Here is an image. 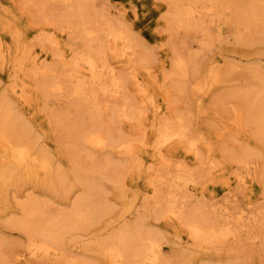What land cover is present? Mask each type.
I'll use <instances>...</instances> for the list:
<instances>
[{"label": "rangeland", "instance_id": "374dc122", "mask_svg": "<svg viewBox=\"0 0 264 264\" xmlns=\"http://www.w3.org/2000/svg\"><path fill=\"white\" fill-rule=\"evenodd\" d=\"M29 1L0 0V106L13 111L16 132H25L34 158L45 156L49 173L46 176L36 168L26 174L17 168L8 187L0 191V264H14L16 255L29 247V234L13 226L14 221L23 219V207L31 202L39 203L49 218L68 216L82 207L87 209L90 205L85 199L82 179L88 176L99 188L94 200L106 208L105 215L87 229L68 234L63 244L57 246L63 250L62 259L66 262L28 260L27 264H109L99 245L110 242L113 237L138 231L155 236L161 247L162 264H264V138L258 137L256 126L250 123L251 105L246 100V96L258 87L257 78L264 75V25L249 16L252 32H245L238 20L227 14L217 22L221 28L216 23L211 26L208 23L196 29L197 33H184L169 23L168 0H92L96 18L108 20L128 37L130 35L137 66L140 71L142 69L137 74L147 85L153 82L148 78L150 74L160 83L167 77L166 90L170 91L166 97L155 87L151 103L142 100L139 87L134 83L137 74L128 69L129 65L120 62L121 54L112 56L109 53L107 60L113 63L125 90L118 99L99 97L100 102L94 110L87 103L65 101L54 84L63 78L62 71L67 70L65 66L82 46L80 35L71 37L70 34V27L77 22L68 16L71 6L49 0L41 11L38 0ZM252 2L260 4L256 5L259 11L263 10L264 0ZM201 30L206 33L202 34ZM205 35H210L209 40H204ZM42 37L58 40L61 57L51 49L46 55L49 47L42 44ZM122 50L119 48L120 53ZM177 55L190 66L186 76L174 73L173 60ZM140 59H143L141 63ZM34 61L38 67L50 63L47 66L51 73L45 80L34 83L31 92L34 101L28 104L20 101L12 91L14 85L27 79L26 71L32 74L38 68ZM20 65L25 66L22 73H18ZM164 98H168V102ZM130 103L134 107L125 105ZM119 108H126L130 116L134 112H144V118L140 119L147 124L157 112H160L155 117L158 123L181 122L199 159L198 156L193 159L190 154L187 157L188 153L179 148L171 150L166 156L169 162L164 164L154 162L151 153L131 157V160L119 155L112 144L102 153L94 151V147L84 141L87 132L96 131V135L100 131L103 135L113 132L114 137L127 140L140 137L131 132L127 118L118 116ZM69 128L77 133H70ZM13 135L12 131L6 134L9 138ZM2 142L0 174L14 167ZM203 161L205 165L201 167ZM104 164H111L110 168L105 169ZM101 167L104 169L99 171ZM180 168L185 171V179L188 174L191 184L176 187L171 183L159 187V181L167 180L168 174L171 177L180 175ZM126 171L130 172L126 174ZM147 174H151V178L144 176ZM59 175L65 179L60 181ZM238 176L256 177L249 178L244 189ZM152 178H156V183ZM158 201L166 204L165 208L160 207ZM225 207L231 217L230 228L239 237L216 247L197 245L188 239L184 227L159 218L160 212L166 213L172 208L186 220L191 217L199 224L205 219L221 222L224 217L220 212ZM241 217L245 218L242 223L237 220Z\"/></svg>", "mask_w": 264, "mask_h": 264}, {"label": "bare ground", "instance_id": "6f19581e", "mask_svg": "<svg viewBox=\"0 0 264 264\" xmlns=\"http://www.w3.org/2000/svg\"><path fill=\"white\" fill-rule=\"evenodd\" d=\"M19 1H22V0H19ZM48 1L49 0H38L37 6L39 10L42 11L48 4ZM51 1L53 3L60 2L66 5L67 7L69 5L71 6V10L68 12L70 14L68 16L69 18H73V20L75 19L77 22L73 24V26L70 27L72 29V31H70V34H71V37H74V36L77 37L78 35H80V39L82 41L81 48L77 50V53L74 56L72 55L73 58L71 59V62L67 63V65L65 66L67 67V70L62 71L64 73L62 75L63 78L62 79L59 78L57 80L58 83L57 81L56 83H54L56 86L53 85V87L54 86L56 87V92L57 93L62 92V94L64 95L65 101L69 102L70 100L71 101L74 100L78 104L87 103L90 106H92L91 108H93L94 110L97 109L98 104H99L98 103L99 97L101 96L110 97L112 98V100L118 99L121 96L122 91L125 90V84L122 81L121 77H118L115 67L112 65L113 63L111 64L108 62L107 56L109 57V53H111V55L121 54L120 57L118 58V59H121L120 62L129 65L128 69L130 70L132 69V71L137 74L140 71L139 66H137V64L139 63H137L138 59H135L136 51L130 45L131 44L130 43L131 39H129L130 35L128 37L124 32L118 30L108 20L107 21L104 19L99 20V18H96L97 15L93 12L94 8L91 2L92 0H51ZM252 1L253 0H168L169 5H170L169 10L167 11V13H170V17H168L170 18L169 23L173 27H176L178 30L183 31L184 33H189L192 31H196V29L202 28L204 25L208 23L210 24V26L215 25V23L217 25L218 24L217 22H221L222 16H226L227 14H229L231 17L236 18L238 22L243 26L242 30H244L245 32L247 31L251 33L252 26L249 23V16H252L256 20L258 19V21L261 22L260 25L262 26L264 25V8L262 11H259L256 5H260V4H257ZM201 31L203 32V30ZM66 33L68 32L66 31ZM205 33L203 32L202 34H205ZM207 35L205 36L207 37ZM199 36H202V35H199ZM206 37L204 38V40H209V38L207 37L208 38L207 39ZM238 37L240 38V36ZM42 40L45 41V42L43 41L42 44L46 43L44 45L49 47L47 52L50 51V49L54 50L56 56L61 57L60 55L61 52L60 53L58 52L60 49V46H59L60 43L58 42L56 38H46L45 39L44 37H42ZM203 42L204 41H202V43ZM244 42L245 41L243 40V43ZM119 48L121 50L123 49L121 53L119 52ZM48 54L49 52L46 55ZM142 61L143 59L139 60L140 63ZM173 61H174V70H175L174 73L176 75L186 76L188 73V70L190 69L188 62H186L180 56H178ZM47 64L50 65V63L46 62L44 63V66L38 67L39 66L38 63L35 62L34 65L35 67H38V68H35L34 69L35 71L33 72V69H32L34 67L33 65V67L31 68L32 70H30L34 74L30 73L31 74L30 75L29 72L26 71L27 79L21 83H17L16 85H14L12 92H14L13 94H15V96H17V98H19L20 101H23L28 104L34 101V97L33 95H31V92L35 88L34 83L35 82L37 83L43 79L45 80L46 77L49 76V74L51 73ZM64 64L65 63L63 62V65ZM24 67H25L24 65H22L21 68L19 67L20 70L18 71V73H22V71H24ZM140 72H142V69ZM138 74L136 77L134 76L135 78L134 83H136L137 87H139L138 89L141 94L142 100L144 99L146 102L151 103L153 96H154L153 90L155 87H157L156 89L159 92L160 91L164 92L166 94V97L170 95L169 94L170 91L166 90V88H168L167 83H166L167 77L164 78L162 83H160V82H155L157 81V78H155L152 74H150L148 78L151 80L153 79V82L147 85L148 83L145 82V80ZM257 80H258V87L253 89L246 96V100L251 105L250 123L256 126V129H257L256 133L258 137L264 138V75L259 76ZM63 84H66V86L63 87L62 86ZM164 99L166 101L168 98L167 99L164 98ZM125 105H127L130 108H131V105L132 107H134L133 104L131 103L130 105L129 104H125ZM2 107L0 106V133H2L0 135V138L2 140L0 141H3L2 143L4 144L6 152L9 153V157H11V160H12L11 162H13L14 167L10 166L8 169H6L3 173L0 174V181H1L0 191L8 187L9 185L8 181L9 179H12L11 177L13 175H15L14 173L17 168L23 169L24 173L26 172V174L29 172L31 173L33 169L35 170L36 168L44 172L45 175L49 173V166L45 159V156L40 155L38 157L35 156L34 158L31 155V149L29 147L30 145L28 143L27 135L25 134V132H21L20 134L16 132L17 123L14 122V118H13L14 115H12L13 111L11 112L8 109H4L5 107L4 108ZM120 109L121 108H119L116 111V113ZM127 113L128 112H126V108H123L119 111L118 116L127 118V123H128V126L131 128V132L135 135L140 136L138 137V140L133 139V137L132 139L130 137L128 140L125 139L126 137L125 138L114 137L113 136L114 134L112 132L113 129L111 128L112 136L106 135V133L108 132L104 133V131L101 129L106 136L103 135L102 133H101L102 135L99 134L101 131L98 133V135L95 134L96 131L87 132L84 135V141L90 144L91 148L93 146L94 147L93 149H95L94 151H96L97 149V150H100L99 152L101 153L106 149L108 150L111 144L116 146L115 148L118 149L117 152L119 153V155L130 157V158L131 157L138 158L139 156H142L146 153H151L152 160H154V162L155 160L160 161L162 162L161 164H164L165 161H167L166 156L170 154L171 150L178 149V148L180 150H185L188 153L187 157L190 154L191 156H193V159H195L196 156H198V159H199V155L197 154L196 147L194 146L192 141L188 138L187 133L184 129V126L181 124V122L178 124H173L175 121L172 122V124L168 122L158 123L155 117L160 112H157L156 115H153L154 119L152 117L149 118L148 120L149 123L147 124L143 122L142 119H140V118H144L145 115L144 116L142 115L144 112H142V114L141 112H137V113L134 112L131 116L127 115ZM115 119L117 118L115 117ZM116 122L119 123L118 121ZM10 131L14 132V135L9 138L6 136V134ZM69 132L77 133V131L73 128H69ZM123 137H124V134H123ZM107 139L110 141L107 142ZM91 148L90 150H93ZM111 151L116 152L114 150H111ZM247 157L249 158V156ZM168 162L169 161H167V163ZM110 165L111 164H104L103 166L105 167V169H109ZM204 165H205V161L201 162V167H203ZM250 165L252 166V164ZM242 166L246 167L247 165L242 164ZM103 169L104 168L101 167L99 171H102ZM99 171H98V174H100ZM145 171H148V170H145ZM92 172L94 174L96 173L94 170ZM129 172L130 171L128 172L126 171V174H128ZM179 173L180 175L178 174L177 176H173V177H171V174L167 173L168 174L167 175L168 178L166 177L167 180L159 181V184H158L159 187L163 185L169 186V184L171 183H172L171 186L175 185L176 187H180V185L183 183H186V185H188L190 183V179H189L190 177L188 176V174L186 173V179H185L184 177L185 171L183 172V170L180 168ZM100 176H103V175L100 174ZM144 176L151 178V174L149 175L147 174ZM254 177H249V178L250 180H252ZM57 178H59L60 181L65 179V178L63 179V176L61 175H59ZM90 178L91 177L88 176L82 179V185L84 186V189L86 192L85 199L87 198V201L90 205V207L87 209L83 210L82 209L83 207H82V208L73 210L72 213L68 216L49 218L48 216H45L43 212L44 210L42 209L39 203L31 202L27 204L25 207H23L24 208L23 219L18 222L14 221L13 226L15 227L17 226V228H20L26 231L29 234L31 241H30L29 247L26 250V252L24 253L21 252L20 254L18 253V255H16L17 259L15 260L14 264H27L28 260H30L31 262L32 260L33 261L34 260L35 261L36 260L37 261L46 260L49 262L50 261L59 262L62 260L63 262L64 261L62 259L64 257L63 250L58 249L57 246H61L63 244L65 237L68 234L73 233L74 231H77L80 229H87L88 227L100 222L99 220L105 215L107 210L106 208L101 206V203L99 204L98 202L94 200V198H96L98 194L99 188L96 184H93L90 182L91 180ZM249 178L244 177V176H241V177L238 176L237 180L239 183H241L240 184L241 187L245 189L248 186ZM155 179L152 178V180H154V182L156 183ZM148 181L150 182V179H148ZM192 183H193V180H192ZM150 184H152V182H150ZM160 190L161 189H159V191ZM158 194L159 193H157V195ZM156 199H157V196H156ZM158 200H159V195H158ZM168 201H171V200L168 199ZM158 203H160V201H158ZM158 203L156 205H158ZM161 205L160 207L162 208L163 207L165 208L166 206V204H164L165 206L164 205L161 206ZM175 206H176V203H175ZM226 208L227 207L224 208V211L220 212L221 216L224 217V219L222 218L223 221L221 222H216L214 221L215 219L214 220L205 219L204 223L199 224L198 221H196V219H192L191 217L190 218L192 220L190 218L189 220H186L185 217H182V215L177 210L172 209V208H170L169 211H167L166 213L160 212L159 218L162 217L164 219H167L168 220L167 222L169 223L177 224V225H180L181 227H184L185 233L187 234L188 239L190 241L195 242L197 245L216 247L217 245H220L223 243H229L230 241H234L239 237L236 231H233L230 228L232 223L230 222L231 220L229 219L231 217L230 215H228L229 213H227ZM155 209H157V207ZM157 217H158V214H157ZM243 218L244 217H241L237 220H239L240 223H242ZM247 221L249 220L247 219ZM172 224H169V225H172ZM80 243L82 242L80 241ZM99 246H101V248L99 247L101 249L100 252L103 253L102 255L105 256V258L108 261L107 263L109 264H162V258L160 256L161 247L159 245V242L157 241V239L152 233L143 234V232H139V231L138 233H131V232L125 233L122 237H119V238L113 237V239H111L110 242L101 244ZM31 262L29 264H31Z\"/></svg>", "mask_w": 264, "mask_h": 264}]
</instances>
